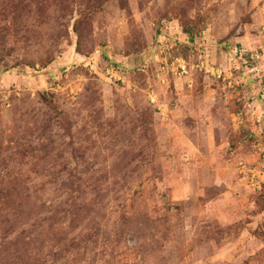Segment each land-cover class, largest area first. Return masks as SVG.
Listing matches in <instances>:
<instances>
[{"label":"rangeland","instance_id":"374dc122","mask_svg":"<svg viewBox=\"0 0 264 264\" xmlns=\"http://www.w3.org/2000/svg\"><path fill=\"white\" fill-rule=\"evenodd\" d=\"M0 264H264V0H0Z\"/></svg>","mask_w":264,"mask_h":264},{"label":"built area","instance_id":"2783aa9c","mask_svg":"<svg viewBox=\"0 0 264 264\" xmlns=\"http://www.w3.org/2000/svg\"><path fill=\"white\" fill-rule=\"evenodd\" d=\"M181 69H182V72H183V73H186V72H187V66H186V63L183 64V65H181ZM111 72H112L111 75L114 76V75H113V71H111Z\"/></svg>","mask_w":264,"mask_h":264},{"label":"trees","instance_id":"16d2710c","mask_svg":"<svg viewBox=\"0 0 264 264\" xmlns=\"http://www.w3.org/2000/svg\"><path fill=\"white\" fill-rule=\"evenodd\" d=\"M87 16V15H86ZM88 17V16H87ZM78 22H79V20H77L76 21V23H75V29H77V27H78ZM192 39V38H191Z\"/></svg>","mask_w":264,"mask_h":264}]
</instances>
